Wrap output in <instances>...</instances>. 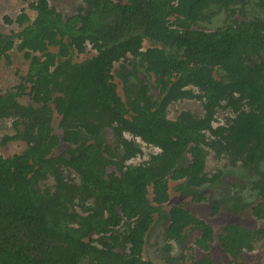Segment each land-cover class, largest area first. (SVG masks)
<instances>
[{"label":"trees","instance_id":"obj_1","mask_svg":"<svg viewBox=\"0 0 264 264\" xmlns=\"http://www.w3.org/2000/svg\"><path fill=\"white\" fill-rule=\"evenodd\" d=\"M22 1L33 19L23 11L8 21L18 31H0V60L15 51L27 63L0 94V146L23 144L0 155V264H153L143 253L156 220L165 224L166 263L192 228L195 249L207 254L216 243L243 264L264 239V0H83L65 17L50 0ZM220 14L224 26L200 28ZM140 72L155 78V101ZM182 98L200 102L204 116L167 120L166 107ZM218 113L224 125L214 128ZM123 134L160 152L125 166L133 145ZM210 161L249 179L209 176ZM170 182L195 201L196 189L221 186L212 213L250 210L261 224L214 232L181 205L165 213ZM177 260L212 264L206 255Z\"/></svg>","mask_w":264,"mask_h":264},{"label":"rangeland","instance_id":"obj_2","mask_svg":"<svg viewBox=\"0 0 264 264\" xmlns=\"http://www.w3.org/2000/svg\"><path fill=\"white\" fill-rule=\"evenodd\" d=\"M32 1V0H30ZM109 2L115 4H121L123 0H108ZM51 7L55 8L57 12H60L63 17L72 16L77 14L79 11L85 8L83 0H50ZM27 13L30 19H33L34 13L27 8V2L22 0H0V31L2 33L8 34L11 31H18L15 24L9 23L8 21H14L15 18L23 13ZM252 15V12L250 13ZM253 16V15H252ZM225 15L220 14L213 21L204 27L208 30H213L215 28L225 25ZM87 53H90L88 51ZM90 57V55H81L74 58V61L80 62L85 58ZM27 71V63L22 59V56L15 51L9 53V59L0 60V94L5 93L10 90L15 85L19 83L18 75H24ZM120 86H118L119 88ZM155 89L151 92V97H155ZM189 109L196 110V107L192 103L184 104ZM58 118L53 119L52 127L55 133H58ZM10 128V125H9ZM8 128V129H9ZM3 132L6 133L7 130L3 126ZM23 150V144L19 142H9L4 146H0V155L3 157H8L13 154L20 153ZM62 150L59 147L55 152L60 153ZM239 176H231L227 180H240L242 179L241 173H237ZM244 179V178H243ZM176 182L169 183V201L163 205V212L167 213L169 208L173 205H181L185 209L189 210L195 217L202 220L208 224L214 232H216L220 226L224 224H238L248 229H256L260 226V222L254 219L251 215L250 210L240 215H233L224 210H220L218 213H212V204L216 199V195L219 193L216 190L204 187L196 190V196L200 199L195 201L192 199L191 195H184L182 192H177L175 190ZM245 202H253V198L245 196ZM154 227L149 234L146 245L144 248L143 257L145 260L150 261L153 264H168L165 261V243H164V226L163 222L155 221ZM186 234V239L183 244V248H180L177 244H172V253L170 256L174 258L175 261L181 262L180 256L189 262V258L193 257L195 259L201 256H208L212 264H232L230 259L226 257L221 251L216 243L210 246V250L207 254H203L198 251L193 246V239L198 236V232L192 228H187L184 232ZM170 251V252H171ZM243 264H264V239L257 243L255 247H251L249 250L244 251L242 256Z\"/></svg>","mask_w":264,"mask_h":264},{"label":"flooded vegetation","instance_id":"obj_3","mask_svg":"<svg viewBox=\"0 0 264 264\" xmlns=\"http://www.w3.org/2000/svg\"><path fill=\"white\" fill-rule=\"evenodd\" d=\"M214 18H212V20L210 21V23L213 21ZM209 23V24H210ZM208 25V24H207ZM138 79L141 80V82L144 85H147L149 88V92H148V96L149 98H151V100L155 101L158 96H159V89L156 87L155 85V78L152 77H147L145 76L142 72L137 73ZM119 80V79H117ZM118 86H120L118 88V92L121 96V98L125 101V95L122 91V85L119 84ZM153 89H155L156 95L155 97L153 96V98L151 97V92L153 91ZM131 99L133 100L134 98L131 97ZM130 101V103L135 102V101ZM187 103H192L195 105L196 110L194 109H189L188 107H186L184 104ZM184 112H188L191 113L193 117L200 119L204 116V112L202 110L201 104L200 102L196 101V99H190V98H182V99H178L176 101H171L170 104L166 107V119L169 121H176L181 114H183ZM224 117L222 116L221 113L215 114V116L213 117V120L210 121V124L212 125V127H216V124L219 123L220 125H224ZM123 137L126 138L128 141L132 142V156L127 159L124 164L126 165H139L141 163H144L146 161H148L152 156H156L159 152H160V148L158 146H154L152 144H148L145 141H143L139 136H134L132 134H123ZM111 141V137H109V142ZM115 146V144H113V147ZM187 159H189V157L187 156ZM224 163L220 162V161H210L208 164H206V167L204 169V172L207 173L209 176L211 174L216 173L218 176V171H222L223 176H220L221 178H223L224 180H227V178L229 176L233 178V176H239L237 175V173H241L242 178L245 179H249V176L246 171L244 170H240L237 171L235 168H230L229 166L224 167ZM114 170L113 166H110L108 168L109 170ZM236 180V179H235ZM238 180V179H237ZM204 187H209L208 186H203L200 188H204ZM198 188V189H200ZM210 188V187H209ZM221 186L218 187L217 185L212 186V189L216 190V192H220L221 191ZM196 189V190H198ZM246 195V194H245ZM217 198V195H216ZM154 225V224H153ZM173 250V249H172ZM172 253V251H171ZM172 258V257H171ZM174 259V258H172ZM177 262L175 261L173 264H176Z\"/></svg>","mask_w":264,"mask_h":264}]
</instances>
